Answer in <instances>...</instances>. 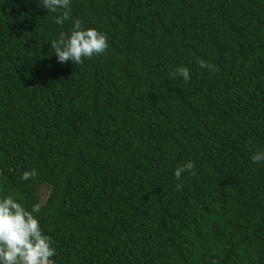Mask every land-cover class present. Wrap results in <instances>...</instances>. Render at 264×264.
<instances>
[{"label": "trees", "instance_id": "16d2710c", "mask_svg": "<svg viewBox=\"0 0 264 264\" xmlns=\"http://www.w3.org/2000/svg\"><path fill=\"white\" fill-rule=\"evenodd\" d=\"M71 14L108 38L79 65L51 48L71 21L0 0V195L42 205L55 264H264V0ZM181 65L187 83L169 76Z\"/></svg>", "mask_w": 264, "mask_h": 264}, {"label": "clouds", "instance_id": "9594fccd", "mask_svg": "<svg viewBox=\"0 0 264 264\" xmlns=\"http://www.w3.org/2000/svg\"><path fill=\"white\" fill-rule=\"evenodd\" d=\"M27 3L28 0H25ZM72 0H38V6L46 9L47 14H54L51 18L57 25L71 21V28L67 32H60L51 41V48L61 64L71 62L79 65L84 59L100 56L108 48L106 34L95 27L82 26L79 18L71 14ZM201 68L211 70L213 66L198 59ZM172 79L181 78L185 83L191 79V72L187 66H177L170 71ZM253 163H264V148H260L251 155ZM195 164L189 159L174 169L173 175L177 181L184 173H194ZM36 175L35 169L22 173V180H29ZM180 183L177 188H180ZM42 205L38 202L26 207L12 195H0V264H55L56 248L51 236L41 228L38 213Z\"/></svg>", "mask_w": 264, "mask_h": 264}]
</instances>
